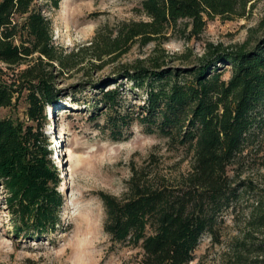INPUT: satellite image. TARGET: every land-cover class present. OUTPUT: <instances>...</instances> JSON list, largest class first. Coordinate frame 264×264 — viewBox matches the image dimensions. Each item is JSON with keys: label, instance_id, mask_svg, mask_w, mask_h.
I'll return each mask as SVG.
<instances>
[{"label": "trees", "instance_id": "obj_1", "mask_svg": "<svg viewBox=\"0 0 264 264\" xmlns=\"http://www.w3.org/2000/svg\"><path fill=\"white\" fill-rule=\"evenodd\" d=\"M59 1L0 0V62L24 65L19 83L0 79V108L21 96L26 102L24 119L0 116V184L17 234H48L60 221V178L44 130L46 108L59 95L52 67L80 64L86 60L82 52L90 51L88 60L99 68L93 60L165 38L182 20L184 38L198 36L216 16L243 17L251 0H141L135 10L145 18L97 31L88 44L66 54L53 43L45 14ZM249 37L228 45L207 42L200 54L172 57L187 60L179 66L168 64L170 56L156 45L144 60L123 65L110 77L112 85L94 86L95 105L104 106L111 137L120 138L137 122L172 149L191 154L190 168L172 178L132 168L120 195L97 193L104 231L112 241L138 248V264L188 263L203 234L219 240L224 215L246 193L252 201L233 249L238 262L251 256L253 264H264V190L230 173L258 153L264 137V36L253 45ZM122 77L127 90L141 93L140 103H124Z\"/></svg>", "mask_w": 264, "mask_h": 264}, {"label": "rangeland", "instance_id": "obj_2", "mask_svg": "<svg viewBox=\"0 0 264 264\" xmlns=\"http://www.w3.org/2000/svg\"><path fill=\"white\" fill-rule=\"evenodd\" d=\"M141 0H60L59 6L47 9L51 20L53 43L63 54L77 51L93 38L95 33H106L122 20L141 19L144 15L135 8ZM264 0H251L243 17L216 16L207 20L198 36L184 38L183 20L165 38L147 44L135 42L126 52L104 55L90 62V51H83L85 59L72 67H52L58 99L46 108L48 122L45 132L52 158L57 166L63 202L60 221L53 232L42 235L17 234L6 204L7 193L0 184V264H138L139 249L114 242L103 229L104 207L99 191L120 195L132 168L144 167L172 178L190 168L191 154L172 149L166 139L156 133L145 132L137 122L124 129L120 138H113L105 124V108L95 105L96 83L110 86V77L127 63L144 60L156 45L171 57V65H183L187 60L174 59L202 53L207 42L224 45L241 43L249 36L250 45L264 36ZM184 33V34H183ZM159 42V43H156ZM189 58H191L189 56ZM146 62V61H144ZM24 67L7 66L0 62V79L15 80ZM225 67H228L225 65ZM229 71L224 70L227 77ZM124 90V103H140L138 90H127L128 81L118 78ZM136 92L137 94L133 95ZM24 96L14 104L0 108V116L24 119ZM257 154L242 165L230 170L238 175L236 181L252 179L264 190V137ZM238 173V174H237ZM252 201L251 193L240 199L234 212L224 215L218 241L203 234L186 264H253L251 256L238 262L233 247L245 231L244 217Z\"/></svg>", "mask_w": 264, "mask_h": 264}]
</instances>
